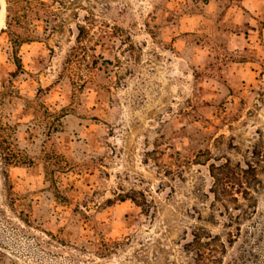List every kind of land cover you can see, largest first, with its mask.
<instances>
[{"label": "rangeland", "instance_id": "1", "mask_svg": "<svg viewBox=\"0 0 264 264\" xmlns=\"http://www.w3.org/2000/svg\"><path fill=\"white\" fill-rule=\"evenodd\" d=\"M218 198L264 264V0H0V264H195Z\"/></svg>", "mask_w": 264, "mask_h": 264}, {"label": "trees", "instance_id": "2", "mask_svg": "<svg viewBox=\"0 0 264 264\" xmlns=\"http://www.w3.org/2000/svg\"><path fill=\"white\" fill-rule=\"evenodd\" d=\"M10 41L13 46L16 47L18 44L24 42V39L19 36H12ZM18 69H20V66H18ZM215 170L219 173L221 170H230V167L227 164L217 167L212 165L211 173L213 177H215ZM234 170L233 168L229 177L234 181L230 184L223 183V187H220V189L222 193L226 195L227 201L237 203V198L233 194L235 187L242 189L244 199H246L249 194L247 191L248 188L244 187L241 181L238 182L239 179ZM250 171L254 172V168L250 167ZM221 174H223V172H220V175ZM251 175L255 180V174L251 173ZM235 180L237 182H235ZM217 182H220L219 179H217ZM218 183L214 184L215 197H219L217 193ZM131 200L135 201L134 199ZM218 201H220L224 209L216 212V214L213 213L210 219L216 216L224 219V227L226 229L225 237L222 238L220 235L210 232L203 226H194L184 231L183 237L181 238V248L192 256L195 264H225V262L226 264H241V261L245 257L244 251L240 250V252H237L236 250V252H234V247L238 244V248H241L242 245L250 240L251 232L247 227L243 228L242 224L239 222L242 218L249 219V212L242 210L237 205L228 208L224 200L218 198ZM197 219L200 220L201 216L199 215Z\"/></svg>", "mask_w": 264, "mask_h": 264}]
</instances>
